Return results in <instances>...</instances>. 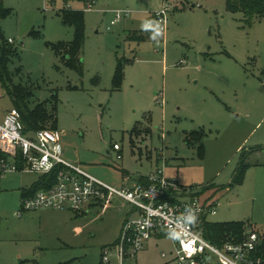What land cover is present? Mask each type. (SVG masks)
<instances>
[{
  "label": "rangeland",
  "instance_id": "1",
  "mask_svg": "<svg viewBox=\"0 0 264 264\" xmlns=\"http://www.w3.org/2000/svg\"><path fill=\"white\" fill-rule=\"evenodd\" d=\"M164 6L167 30L154 40L151 15ZM0 7L11 10L0 17V43L11 38L16 51L11 78L32 86V106L57 104L64 158L116 186L124 169L149 174L163 166L186 189L181 200L221 203L209 221H244L264 237V17L231 12L227 0H0ZM63 9L85 10L82 73L54 48L74 39ZM118 11L130 13L112 25ZM134 32L145 39H130ZM12 107L0 83V121ZM197 129L205 132L202 158L185 141ZM242 161L243 181L231 185ZM39 176L0 173V264H101L130 204L113 197L86 213L41 208L18 215L22 189ZM172 248L168 236L152 237L124 264H166L171 255L162 252Z\"/></svg>",
  "mask_w": 264,
  "mask_h": 264
},
{
  "label": "built area",
  "instance_id": "2",
  "mask_svg": "<svg viewBox=\"0 0 264 264\" xmlns=\"http://www.w3.org/2000/svg\"><path fill=\"white\" fill-rule=\"evenodd\" d=\"M129 13L118 11L112 25ZM168 13L169 7L164 6L153 14L154 27L160 34L167 30ZM8 41L14 43L11 38ZM114 149L122 159L121 146L115 144ZM56 168L57 183L23 198L18 215L41 208L86 213L92 204L112 197L124 199L133 215L125 220L116 243L103 248L101 264H112V256L124 264L126 257L134 256L147 240L164 235L173 245L172 252H162L164 258L171 255L166 264H264L260 249L264 237L254 229L248 228L242 239L224 238L219 245L209 240L204 224L217 214L221 203L199 196L181 200L186 189L178 179L168 178L163 166L145 175L147 183L127 176L121 186L111 185L63 157L58 130L44 128L27 135L19 110L9 109L0 121V173L28 170L44 174Z\"/></svg>",
  "mask_w": 264,
  "mask_h": 264
},
{
  "label": "trees",
  "instance_id": "3",
  "mask_svg": "<svg viewBox=\"0 0 264 264\" xmlns=\"http://www.w3.org/2000/svg\"><path fill=\"white\" fill-rule=\"evenodd\" d=\"M85 3H93L95 0H83ZM227 8L231 12H243L247 16L257 15L264 17V0H227ZM11 12L8 8L0 7V17H4ZM61 16L65 24L74 27V39L70 42H59L54 44V48L58 53L63 55L67 64L82 73V64L79 58L84 41H85V10L63 9ZM146 35L143 32H134L129 38L132 40L142 41ZM0 57V83L10 95L13 107L17 108L21 113V118L25 126V133L33 135L35 132L44 128L55 129L58 123L57 104H53L51 109L46 102H39L35 106L31 105V97L33 96L32 86L22 83L15 84L11 78L8 69V63L11 56L16 53L12 43L2 39ZM123 79V66L120 63L114 82L116 86H120ZM204 138L205 132L202 129L193 130L187 133L185 141L188 145L196 147L199 156L204 155ZM20 158V159H19ZM20 167H23V159L19 157ZM59 168L54 169L49 173L40 174L38 180L29 188L22 189V198L34 195L37 191L54 186L58 181ZM246 171L244 161L240 164L236 171L231 185L240 184L243 181ZM124 176L127 177L130 173L123 170ZM139 180L147 183L145 175L139 176ZM248 229L247 223L244 221H228V222H212L208 221L204 224L206 237L215 244H221L224 238L236 237L242 239L245 231ZM264 254V239L260 246Z\"/></svg>",
  "mask_w": 264,
  "mask_h": 264
},
{
  "label": "crops",
  "instance_id": "4",
  "mask_svg": "<svg viewBox=\"0 0 264 264\" xmlns=\"http://www.w3.org/2000/svg\"><path fill=\"white\" fill-rule=\"evenodd\" d=\"M153 14H154V12H152V15H151V18H152V20H153V18H154V16H153ZM126 170V169H125ZM128 171V170H127ZM129 172V171H128ZM130 173V175L129 176H132V177H139V176H142V175H148V174H133V173H131V172H129ZM150 174V173H149ZM111 199H113V197L111 198ZM131 211V214H129L128 216H127V218L128 217H131L132 215H133V212H132V210H130ZM127 218H125V219H127Z\"/></svg>",
  "mask_w": 264,
  "mask_h": 264
},
{
  "label": "clouds",
  "instance_id": "5",
  "mask_svg": "<svg viewBox=\"0 0 264 264\" xmlns=\"http://www.w3.org/2000/svg\"><path fill=\"white\" fill-rule=\"evenodd\" d=\"M158 35H159V33H154L151 38L155 40ZM170 235H171V233H170Z\"/></svg>",
  "mask_w": 264,
  "mask_h": 264
}]
</instances>
